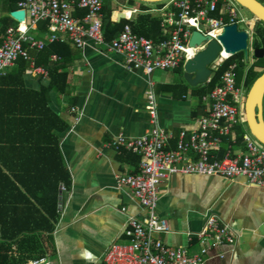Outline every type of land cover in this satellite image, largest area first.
Segmentation results:
<instances>
[{"label":"crops","instance_id":"obj_1","mask_svg":"<svg viewBox=\"0 0 264 264\" xmlns=\"http://www.w3.org/2000/svg\"><path fill=\"white\" fill-rule=\"evenodd\" d=\"M7 3L2 0L0 18L16 10L8 11ZM164 3L161 7L147 3L149 10L140 11L138 3L109 0L111 19L125 11L130 16L128 20L143 12L162 20ZM28 35L42 38L44 33L31 28ZM63 42L70 49L57 59L63 63L59 71L67 73L63 92L48 88V75L33 73L28 65L20 72L17 62L0 76V165L11 178H45L46 144L55 135L69 184L58 187V218L50 244L53 261L101 264L109 243L128 239L127 216L140 220L147 216L130 189L116 183L117 175L137 170L139 156L124 150L117 152L106 143L119 135L138 137L149 132L153 124L147 108L148 88L154 94L155 125L173 135L169 148L175 146L180 130L189 133L194 129L205 110L202 102L199 107L193 93L196 86L189 85L183 77L184 62L172 70L145 74L127 68L121 54L101 49L88 40L81 47L68 39ZM28 50L32 55L33 49ZM262 115L264 118V97ZM54 125L65 127L58 130ZM236 130L223 136L217 148L210 150L211 159L243 149ZM157 194L156 212L169 226L168 232L158 234L165 244L185 247L189 254L196 252L198 244L193 234L212 213L230 227L235 237L232 245L216 249L215 252H224L222 259L212 257L205 264H264L263 188L249 184L241 176L173 174L160 182Z\"/></svg>","mask_w":264,"mask_h":264},{"label":"built area","instance_id":"obj_2","mask_svg":"<svg viewBox=\"0 0 264 264\" xmlns=\"http://www.w3.org/2000/svg\"><path fill=\"white\" fill-rule=\"evenodd\" d=\"M76 8L84 9L85 14L76 17ZM16 9L24 10L25 17L0 34V76L19 58L27 62L29 71L45 76L46 69L35 64L28 49L40 50L49 42L66 39L77 47L88 40L101 49L119 53L127 68L142 70L145 74L172 70L202 48L201 45L188 46L194 30L216 39L225 25L243 20L238 19L240 5L234 0H168L164 3L166 13L160 23L163 32H167L165 38L155 41L139 35L126 23L107 42L102 31V0H19ZM40 21L47 22L44 36L28 35V30ZM247 47L250 49V44ZM230 56L223 49L218 52L216 60L209 66L206 82ZM51 59L57 60L58 56L52 55ZM242 61L244 63L243 58ZM237 66L236 61L231 62L212 90L202 96L205 113L196 120L191 132L182 129L177 133L173 148L168 147L172 133L155 125L154 94L149 88L146 91L147 108L153 124L149 132L138 137L119 135L106 143L117 152L124 150L139 156L137 170L117 175L116 183L130 189L147 216L141 220L127 216L128 239L109 243L101 264H205L209 258L224 257V252H215L219 246L233 244L235 235L230 227L210 213L201 229L193 234L198 244L196 252L189 254L185 247L167 245L158 234L168 232L169 226L167 220L157 214L156 206L158 185L173 174L241 176L249 184L264 189V145L247 128L242 103L244 87L242 82L236 84ZM237 128L242 130L243 149L236 154L227 152L221 159H211L210 150L217 148L221 138L234 134ZM28 264L55 263L41 257Z\"/></svg>","mask_w":264,"mask_h":264},{"label":"trees","instance_id":"obj_3","mask_svg":"<svg viewBox=\"0 0 264 264\" xmlns=\"http://www.w3.org/2000/svg\"><path fill=\"white\" fill-rule=\"evenodd\" d=\"M7 10L17 8L19 0H7ZM129 5L138 3L140 11L149 10L148 4L137 0H127ZM164 2H157L156 5L161 7ZM101 12L102 16V31L105 41L109 42L122 29L123 25L128 23L134 33L143 35L147 38L158 41L166 37L161 31V19L155 14L143 12L138 14L134 19L128 20L125 18L113 17L112 9L109 6V0H103ZM85 14L84 9L76 8L74 15L78 18ZM123 15H129L124 11ZM216 15V14H214ZM261 22V21H260ZM17 25L9 15L0 18V32L10 25ZM261 24L264 23L261 22ZM34 31L41 34L47 32V22H37ZM255 33L259 40L253 41V48H264V29L257 27ZM27 46L26 43L23 44ZM70 52L68 45L65 42H49L40 50L33 49L32 56L35 64L43 66L49 77L48 88L63 92L66 86L67 73L62 70L63 63L57 60H50V56L55 54L62 58V52ZM243 54L238 52L223 61L209 82L203 85L193 87V93L198 97L199 107L201 108V98L218 82L220 74L227 66L234 61L238 62L236 67V84L241 82L245 91L251 86L252 82L261 74L258 73L257 67L264 65V57L255 59L248 67L244 69L242 62ZM17 67H20V72H23L27 66V62L19 58ZM181 68V67H180ZM264 69V66H263ZM47 111H51L47 108ZM56 119H58L55 116ZM65 126H56L54 128L62 130ZM49 129L48 133L50 132ZM237 141H241L240 128L236 130ZM52 143V144H51ZM46 165L45 178L36 177H16L11 178L0 165V264H27L33 259L43 257L46 254L48 245L52 246L53 238L52 231L57 222V195L59 184L68 186L69 176L64 168L61 155L57 147V138L54 135L52 141L46 144ZM52 145V146H51ZM45 150V148H43ZM52 161V163H50ZM16 191L13 192L12 190ZM24 189V190H22Z\"/></svg>","mask_w":264,"mask_h":264},{"label":"water","instance_id":"obj_4","mask_svg":"<svg viewBox=\"0 0 264 264\" xmlns=\"http://www.w3.org/2000/svg\"><path fill=\"white\" fill-rule=\"evenodd\" d=\"M145 3H157L166 0H137ZM238 5L249 11L257 20L264 23V0H234ZM10 16L17 22L24 20L25 13L22 9H16L10 12ZM120 17H124L123 12H119ZM248 33L245 30L237 28V24L233 23L225 25L216 39L201 34L194 30L188 41L189 47L202 48L183 65V77L191 86L204 84L210 74V64L214 62L218 56V52L223 49L224 52L231 55L243 52L245 61L249 50H253L255 59L264 57L263 47H252L248 49ZM251 46V45H250ZM264 97V70L252 82L246 94L243 110L244 118L249 132L252 136L264 145V118L262 115ZM59 191V203L60 193Z\"/></svg>","mask_w":264,"mask_h":264},{"label":"rangeland","instance_id":"obj_5","mask_svg":"<svg viewBox=\"0 0 264 264\" xmlns=\"http://www.w3.org/2000/svg\"><path fill=\"white\" fill-rule=\"evenodd\" d=\"M104 2H105V0H104ZM163 2H168V0L163 1ZM1 3H2V0H0V5H1ZM150 4H152V6H153L156 3H150ZM124 7H128V5H124ZM238 19H243V20L237 22V28L241 29V30H245L248 33L249 44L251 45V47L253 49V41L256 40V39L259 40L257 35H256V33H255V30H256L257 27H261V28L264 29V26L249 11H247L245 8H243L241 6H240V10H239ZM242 54H243V59H244V63L243 64H244V69H245L246 67H248L255 60V58H254V55H253V50H249L248 51L247 61H245V55H244L243 52H242ZM237 61H239V60H237ZM263 66L264 65H260V66L257 67L258 73L259 72L262 73V71L264 70ZM199 85H203V84H199ZM248 90H249V88L247 89V91H245V88L243 90V100H242L243 102L242 103H244V100H245V97H246V94H247ZM51 252L52 251L50 249V246L48 245V248L46 250V254L43 257H45L49 261L54 262L53 261L54 260L53 254ZM39 258H41V257H39ZM33 260H35V259H33ZM33 260H31V261H33Z\"/></svg>","mask_w":264,"mask_h":264},{"label":"bare ground","instance_id":"obj_6","mask_svg":"<svg viewBox=\"0 0 264 264\" xmlns=\"http://www.w3.org/2000/svg\"><path fill=\"white\" fill-rule=\"evenodd\" d=\"M21 27H22V28L24 27V24H23V23L21 24ZM213 34H216V32H214ZM225 54H226V52H225Z\"/></svg>","mask_w":264,"mask_h":264}]
</instances>
